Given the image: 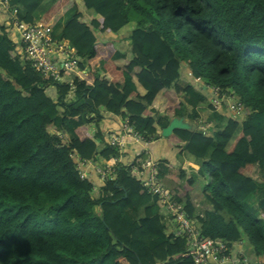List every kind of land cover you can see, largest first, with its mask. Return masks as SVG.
I'll return each instance as SVG.
<instances>
[{
    "label": "trees",
    "instance_id": "trees-1",
    "mask_svg": "<svg viewBox=\"0 0 264 264\" xmlns=\"http://www.w3.org/2000/svg\"><path fill=\"white\" fill-rule=\"evenodd\" d=\"M45 1L11 4L31 22ZM81 4L53 0L40 15L55 27L77 8L58 31L89 68L73 101L66 99L69 85L42 76L17 54L0 23V264H194L185 241L167 233L166 207L129 168L93 195V182L80 178L73 158L98 152L95 138L103 132L92 137L85 115L99 117L100 109L159 137L156 115L183 117L189 106L187 116L200 120L201 88L178 83L187 70L193 80L233 91L246 117L234 119L209 104L211 114L200 123L205 131L175 129L163 137L185 160L199 162L212 210L195 214L193 179L173 194L206 237L233 243L243 228L264 254V0ZM126 33L131 46L121 52L112 36ZM100 153L116 154L107 145Z\"/></svg>",
    "mask_w": 264,
    "mask_h": 264
},
{
    "label": "built area",
    "instance_id": "built-area-1",
    "mask_svg": "<svg viewBox=\"0 0 264 264\" xmlns=\"http://www.w3.org/2000/svg\"><path fill=\"white\" fill-rule=\"evenodd\" d=\"M21 14V8L14 7L11 0H0V23L15 45L17 54L28 60L39 74L69 85L70 92H74L76 83L89 71L87 65L81 67L83 59L76 47L68 39L60 37L54 27L46 25L40 15L35 16L31 22H25L21 19ZM211 94V102L216 109L224 110L235 119L244 116V105L232 91L212 86ZM231 99L235 101L231 103ZM101 113L104 119L107 114L102 110ZM112 117L115 127L104 129V136L107 145L116 152L115 155L108 158L97 155L92 159L73 155L80 178L93 182V195L98 193L107 180L113 181L121 167L125 166L137 176L146 192L166 207V217L173 219L175 223L167 233L185 241L186 252L194 264H264V254L249 255L248 250L241 246L242 240L227 243L222 239L212 240L206 237L202 233L201 225L193 222L184 205L178 202L163 181L160 171L162 161L150 148L155 136L136 130L127 116ZM200 129L205 131L206 127L200 126ZM90 133H96L92 122ZM55 134L66 139L60 132ZM96 142L100 144L102 139L97 137ZM136 145L140 147L139 151H136Z\"/></svg>",
    "mask_w": 264,
    "mask_h": 264
},
{
    "label": "crops",
    "instance_id": "crops-1",
    "mask_svg": "<svg viewBox=\"0 0 264 264\" xmlns=\"http://www.w3.org/2000/svg\"><path fill=\"white\" fill-rule=\"evenodd\" d=\"M90 13V12H89ZM93 16V15H92ZM127 34V33H126ZM125 34V36H126ZM127 37V36H126ZM125 37V38H126ZM127 41L130 42V39L127 38ZM126 52L127 51V47L124 48L123 52ZM187 78L186 79H181L179 80V84L180 85H186L188 84L189 81H192L193 84L197 87H200L201 88V94L204 95V102L203 104L198 107V112L200 114V120H193L191 118H189L187 115L191 113L192 109L191 107L187 106L186 107V116H183V120L184 122L188 123L192 129L190 130H195L196 129V126L197 125H200V123H202L201 121H207L209 115L211 114V109L208 108L209 106V102L211 100V91L210 89H207L205 88V85L203 83V80H200V81H196V80H193L192 78H190L189 76V71L187 70ZM190 78V79H189ZM157 117V118H156ZM111 118V119H109ZM154 118L156 119V123H155V127L157 129H163L164 127H166L171 119H167L165 117V115L161 114V115H156L154 116ZM105 125H106V128H105ZM95 126V125H94ZM101 126L103 129H107V128H113L115 127V120L113 119L112 115H106V117L104 119H102L101 121ZM104 141H106V138L104 137ZM151 151L152 153L162 161V165L164 167H166L167 169L163 171V176H162V179L164 181V177L166 175L165 171L167 172L168 170L170 169H185L187 166L188 167H191L193 168L192 172H193V176L192 177H188V176H185L184 172L178 176V178L180 179L179 182L175 185H172V186H168L166 183V185L168 187H170L171 189L177 187V185H182L184 183L185 180H188V179H193V190L191 191L190 193V196H191V200L196 208V215H200V216H205L204 215V212L205 210L202 212V210H200L199 208H197V204H198V200H199V192H198V187L200 185V182L202 179H204V177L206 178V183H207V176L206 175H203L200 173V165H199V162H190V161H187L185 160L184 156L183 155H180L179 153V150L175 149V148H172L170 146L167 145L166 143V140L161 136V137H158L151 145ZM140 150V147L138 145H136V151H139ZM169 176H172L174 177V174H171ZM206 186V185H205ZM205 186H203L202 188V195H203V200H201L202 202L204 201V203L206 202L205 200V196H204V189H205ZM206 211H209V210H212L211 208V205H206ZM142 212V210H141ZM167 226L169 225H173V223H171V221L169 220H165Z\"/></svg>",
    "mask_w": 264,
    "mask_h": 264
},
{
    "label": "rangeland",
    "instance_id": "rangeland-1",
    "mask_svg": "<svg viewBox=\"0 0 264 264\" xmlns=\"http://www.w3.org/2000/svg\"><path fill=\"white\" fill-rule=\"evenodd\" d=\"M53 2V0H46L37 10V13L36 15H41L42 12ZM73 3L75 4L74 7H78V8H81V0H73ZM77 8H74V9H71L70 11H68L64 16H62V18L59 20V22L57 23V26L56 29L57 31H60L61 27L63 26V24L69 19L68 17H70L72 15V13H74L76 11ZM93 15V13H90L88 14V16H91ZM133 17V15H131ZM127 36V37H126ZM125 35H121L120 36H112L113 39H116L117 42H118V47L120 49L121 52H123L124 48L127 47V50L130 49V42L127 41V38H129V33H127ZM126 37V38H125ZM47 92H48V95L50 97H52L53 99L56 97V91L55 89H51V88H48L47 89ZM67 101H73L75 100V95H74V92H69L68 96H67ZM235 101V99H231V103H233ZM246 117V115H245ZM157 118V117H156ZM99 121V120H98ZM99 124V122H98ZM105 128H106V125H105ZM193 168L191 167H186L185 169H170L168 170L167 172L165 171L166 175L164 177V182L168 185V186H172V185H175L179 182V178L178 176L181 175L183 172L185 174V176H188V177H192L194 174L192 172ZM171 174H174V177L172 176H169ZM251 175H253L254 177H258V179H260V177L258 176L259 173L258 171H253V172H250ZM207 181L209 182L208 178H207ZM207 185L206 184V178L204 177V179L201 180L200 182V185L198 187V192H199V202L197 204V208H199L200 210H202V212L205 210L206 212V205H209L207 202L204 203V201L202 202L201 200H203V195H202V188L203 186ZM179 186V185H177ZM201 199V200H200ZM212 208V207H211ZM205 212H204V215H205ZM226 218H228V216H226ZM172 223V222H171ZM171 226V225H170ZM240 231H241V239H242V244L241 246H243L245 249L248 250V254L249 255H252L254 252H258L257 250V247L256 245L254 244V242L252 241L250 235L248 232H246L243 228H240Z\"/></svg>",
    "mask_w": 264,
    "mask_h": 264
},
{
    "label": "clouds",
    "instance_id": "clouds-1",
    "mask_svg": "<svg viewBox=\"0 0 264 264\" xmlns=\"http://www.w3.org/2000/svg\"><path fill=\"white\" fill-rule=\"evenodd\" d=\"M55 28V27H54ZM56 31H57V29H55ZM58 32V31H57ZM89 72V71H88ZM196 81H200L201 79H195ZM56 82H58V81H56ZM59 83V82H58ZM203 83H204V85H205V88H207V89H210V91H211V87L212 86H214V85H208V84H205V82L203 81ZM61 84V83H60ZM51 89H55V87H50ZM55 91H56V89H55ZM227 91V90H226ZM229 91V90H228ZM70 92V91H69ZM233 92V91H232ZM234 93V92H233ZM211 94V93H210ZM235 94V93H234ZM236 96V95H235ZM56 98V97H55ZM54 98V99H55ZM236 98H237V96H236ZM211 99H212V94H211ZM238 99V98H237ZM209 104H212V102H211V100H210V102H209ZM213 105V104H212ZM214 107V106H213ZM215 108V107H214ZM245 108V107H244ZM216 109V108H215ZM101 110L103 111V112H105L106 114H108V115H112L113 116V114H111V113H109V112H107V111H105V110H103V109H100L99 110V117H97V115L95 114V113H91V114H88V115H85V118L88 120V121H90V122H92V123H94V125H95V128H96V133L98 132V130H101L102 132H103V137L101 138L102 139V142L100 143V144H98L97 142V145H98V152L95 154V156H97V155H99V156H101V153H100V151L107 145V142L106 141H104V129L102 128V126H101V121H102V113H101ZM217 111H220L221 113H223V114H225V115H227V116H229L227 113H225V111L224 110H221V109H216ZM245 113H246V110H245ZM92 114H95V116L93 117L92 116ZM245 115V114H244ZM231 117V116H230ZM233 118V117H232ZM244 118V116L242 117V118H239V120H242ZM235 119V118H234ZM99 120V121H98ZM90 122L89 123H87L88 124V127H89V133H90ZM98 122H99V124H98ZM200 126H205L206 127V129H207V125H197L196 126V129H197V127L198 128H200ZM195 129V130H196ZM95 133V134H96ZM162 129H161V131H160V137L162 136ZM94 134V135H95ZM90 135L93 137L94 135H92L91 133H90ZM155 136V140L159 137L158 135H154ZM163 137V136H162ZM107 140V139H106ZM154 140V141H155ZM95 141H96V138H95ZM153 141V142H154ZM152 142V143H153ZM152 145V144H151ZM108 146V145H107ZM94 156V157H95ZM163 164V163H162ZM162 164H161V166H162ZM161 166H160V171H161ZM161 176H162V173H161ZM207 178H208V180H209V177L207 176ZM206 184H208V181H207V183ZM167 186V185H166ZM168 187V186H167ZM170 188V187H169ZM171 189V188H170ZM171 190H173V189H171ZM173 192V191H172ZM94 195H97V194H94ZM175 196V195H174ZM156 198V197H155ZM177 199V198H176ZM158 200V199H157ZM179 202V201H178ZM180 203H182V202H180ZM193 203V202H192ZM183 204V203H182ZM184 205V204H183ZM194 205V204H193ZM185 209V208H184ZM186 211V210H185ZM195 211H196V208H195ZM196 214V213H195ZM169 220V221H171L172 223H173V225L172 226H167V228L169 229V228H173L174 226H175V223H174V221H173V219H171V218H167V217H165V220ZM166 223V222H165ZM167 225V224H166ZM167 229V230H168ZM202 230V229H201ZM203 233V232H202ZM239 240H242L241 238L239 239ZM237 242V241H236ZM255 253V252H254ZM258 254V253H257ZM260 255H263V254H260Z\"/></svg>",
    "mask_w": 264,
    "mask_h": 264
},
{
    "label": "water",
    "instance_id": "water-1",
    "mask_svg": "<svg viewBox=\"0 0 264 264\" xmlns=\"http://www.w3.org/2000/svg\"><path fill=\"white\" fill-rule=\"evenodd\" d=\"M175 129H187L190 130L192 127L184 122L182 117H174L171 119L170 123L162 129V136L168 137L170 136Z\"/></svg>",
    "mask_w": 264,
    "mask_h": 264
}]
</instances>
